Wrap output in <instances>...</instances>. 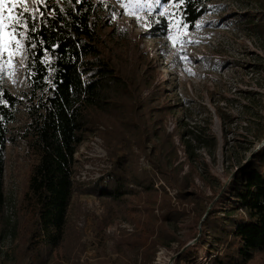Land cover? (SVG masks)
<instances>
[{
  "label": "trees",
  "instance_id": "1",
  "mask_svg": "<svg viewBox=\"0 0 264 264\" xmlns=\"http://www.w3.org/2000/svg\"><path fill=\"white\" fill-rule=\"evenodd\" d=\"M157 1L171 8L172 17L193 28L213 0ZM256 1L264 8V0ZM33 7L35 15L23 13L29 84L23 95L29 123L26 120L21 137L33 163L20 204L27 232L22 256L28 264L50 262L65 242L75 192L99 197L110 213H117L112 209L115 205L128 209L126 216H136L141 228L126 245L152 255L157 240L173 239L164 223L157 222L155 205L163 221H178L188 214L171 203L163 185L159 195L156 174L175 191L177 200L194 202L196 195L189 187L196 171L189 165L182 174L178 151L189 153L191 141L200 139L194 135L184 141L177 129L167 132L171 106L163 101L165 88L158 86L143 96L155 79V65L139 42L105 37L100 27L108 12L105 1L43 0ZM157 19L159 32L153 36L164 37L169 21L165 16ZM253 26L264 32V13ZM20 100L0 79V236L5 232L3 148L16 139L10 125L16 121L15 106ZM100 124L104 129L99 135L114 158L112 166L91 184L76 183L74 156L86 135ZM140 157L148 160L153 171L139 166ZM224 192L236 201L228 211L219 213L215 206L205 211L192 208L198 212L202 232L211 234L199 240L211 249L209 263L264 264V144L255 147L228 177ZM191 257L186 247L176 259L195 262Z\"/></svg>",
  "mask_w": 264,
  "mask_h": 264
},
{
  "label": "rangeland",
  "instance_id": "2",
  "mask_svg": "<svg viewBox=\"0 0 264 264\" xmlns=\"http://www.w3.org/2000/svg\"><path fill=\"white\" fill-rule=\"evenodd\" d=\"M103 1L108 4L100 25L105 37L139 42L155 65V79L143 96L158 86L165 88L163 101L171 106L165 121L167 132L177 129L184 141H190L194 135L200 139L191 141L193 147L189 153L178 151L182 174L188 172L189 165L196 171L189 187L196 196L194 202L177 200L175 191L156 174L159 195L163 185L171 203L188 214L178 221H163L155 205L157 222L164 223L161 225L173 239L157 240L151 255L138 253L126 245L141 228L136 216L131 213L126 216L128 209L115 205L112 209L117 213H110L99 197L75 192L65 242L48 264H149L150 261L151 264H210L207 255L211 249L200 245L199 240L209 239L211 234L207 230L202 232L198 212L193 209L205 211L215 206L219 213L231 209L236 201L224 192V185L264 141V32L253 26L259 14L264 13L263 5L256 0H213L210 9L189 28L179 18L172 17L170 7L158 4L157 0ZM25 7L35 15L32 0L4 4L3 15L15 17ZM158 16L169 21L164 37L153 36L159 32L155 27ZM10 31L5 29L6 34ZM17 32L23 36H16L10 43L6 36L5 49L0 53L2 86L21 99L15 106L16 121L10 125L16 139L8 141L3 148L6 202L0 264H28L21 250L27 232L20 204L33 159L21 137L28 116L23 95L29 85L25 27ZM103 129V125H97L79 145L74 156L76 183L91 184L112 166L114 158L99 135ZM175 142L178 144L179 139L175 138ZM116 151L120 155L122 145ZM139 166L153 171L145 157L139 158ZM186 247L191 249L195 262L177 261L178 254Z\"/></svg>",
  "mask_w": 264,
  "mask_h": 264
},
{
  "label": "snow or ice",
  "instance_id": "3",
  "mask_svg": "<svg viewBox=\"0 0 264 264\" xmlns=\"http://www.w3.org/2000/svg\"><path fill=\"white\" fill-rule=\"evenodd\" d=\"M21 2L27 3V0H0V53H2L5 49L6 36L8 37V42L10 43L11 39L16 38V36H23V33L17 32L18 28L27 27V25L23 22V13L28 11L27 7L23 9V12L17 11L15 17L11 15L5 17L3 15V5L6 3L17 4ZM77 2H79V0H77ZM32 3H43V0H32ZM161 15H163V13H161ZM6 20L8 21L7 24L5 23ZM6 28L11 29V31L7 34L5 33ZM17 43H19V40H17ZM183 58L186 59V57Z\"/></svg>",
  "mask_w": 264,
  "mask_h": 264
},
{
  "label": "built area",
  "instance_id": "4",
  "mask_svg": "<svg viewBox=\"0 0 264 264\" xmlns=\"http://www.w3.org/2000/svg\"><path fill=\"white\" fill-rule=\"evenodd\" d=\"M27 122L29 123V118L27 117ZM25 141V140H24ZM25 144L27 145L26 141H25ZM28 147V146H27Z\"/></svg>",
  "mask_w": 264,
  "mask_h": 264
},
{
  "label": "water",
  "instance_id": "5",
  "mask_svg": "<svg viewBox=\"0 0 264 264\" xmlns=\"http://www.w3.org/2000/svg\"><path fill=\"white\" fill-rule=\"evenodd\" d=\"M262 144H264V141L259 146H261Z\"/></svg>",
  "mask_w": 264,
  "mask_h": 264
}]
</instances>
